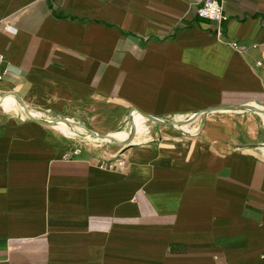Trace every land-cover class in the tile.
<instances>
[{"label":"crops","instance_id":"obj_1","mask_svg":"<svg viewBox=\"0 0 264 264\" xmlns=\"http://www.w3.org/2000/svg\"><path fill=\"white\" fill-rule=\"evenodd\" d=\"M200 7L0 0V264H264V0Z\"/></svg>","mask_w":264,"mask_h":264},{"label":"built area","instance_id":"obj_2","mask_svg":"<svg viewBox=\"0 0 264 264\" xmlns=\"http://www.w3.org/2000/svg\"><path fill=\"white\" fill-rule=\"evenodd\" d=\"M225 3L226 0H201V7L197 10V16L201 19L214 22L218 25H222L228 21V16L225 12ZM219 33H222V30H218ZM233 48L240 49V45L234 43ZM5 63V57L0 55V83L3 80L4 74L2 72V66ZM79 151L74 153V155H79ZM114 168L124 172L127 170V163L124 159L118 160L114 165Z\"/></svg>","mask_w":264,"mask_h":264},{"label":"water","instance_id":"obj_3","mask_svg":"<svg viewBox=\"0 0 264 264\" xmlns=\"http://www.w3.org/2000/svg\"><path fill=\"white\" fill-rule=\"evenodd\" d=\"M6 98H13V99L16 101L17 105H19V106L23 109L24 113L28 116L29 120H31V121H35V120H36L35 117H33V116L30 114L29 110H28L27 107L23 104V102L21 101V99H20L17 95H15V94H2V95H0V102H1L0 105L3 103V101H4ZM142 116H143L144 118L148 119V120H151V121H154V122H157V123H158L157 120H155V119H153V118H151V117H148V116H146V115H142ZM37 122L44 123V124H49V125H56V124H58V123L60 122V123H63V124H65V125H68V126H70V127H76V128H79V129L87 130V132H88L91 136H93V137H95V138H98V139H100V140L110 141V142H112L113 144L123 145L122 143L116 141L115 139H113V138H111V137L97 136V135L94 134L92 131L88 130L85 126L80 125V124H78V123H73V122H70V121H67V120H57V121H53V122H51V123H45V122H42V121H37ZM131 126H132L133 129L135 128L134 122H132Z\"/></svg>","mask_w":264,"mask_h":264},{"label":"bare ground","instance_id":"obj_4","mask_svg":"<svg viewBox=\"0 0 264 264\" xmlns=\"http://www.w3.org/2000/svg\"><path fill=\"white\" fill-rule=\"evenodd\" d=\"M6 99H7V98H6ZM11 99H13V98H11ZM13 100H14V99H13ZM14 101H15V100H14ZM58 125L63 127L65 124L59 122ZM65 126H66V125H65ZM66 127H67V126H66Z\"/></svg>","mask_w":264,"mask_h":264}]
</instances>
